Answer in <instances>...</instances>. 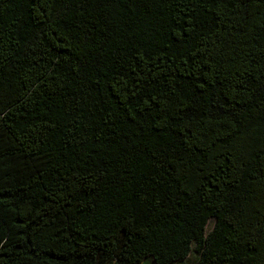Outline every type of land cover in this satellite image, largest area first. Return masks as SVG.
Here are the masks:
<instances>
[{"label": "trees", "instance_id": "16d2710c", "mask_svg": "<svg viewBox=\"0 0 264 264\" xmlns=\"http://www.w3.org/2000/svg\"><path fill=\"white\" fill-rule=\"evenodd\" d=\"M192 253L264 264V0H0V264Z\"/></svg>", "mask_w": 264, "mask_h": 264}, {"label": "rangeland", "instance_id": "374dc122", "mask_svg": "<svg viewBox=\"0 0 264 264\" xmlns=\"http://www.w3.org/2000/svg\"><path fill=\"white\" fill-rule=\"evenodd\" d=\"M210 223H212L211 221L209 222V225ZM195 261H196V257L194 255V253H192L188 259H186L185 261L181 262V263H175V264H195ZM147 264H151V263H147Z\"/></svg>", "mask_w": 264, "mask_h": 264}]
</instances>
